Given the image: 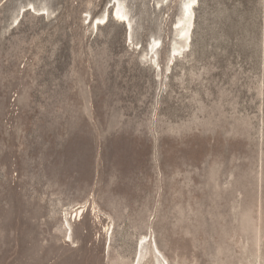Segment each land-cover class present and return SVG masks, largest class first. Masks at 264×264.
Instances as JSON below:
<instances>
[{"label":"rangeland","instance_id":"rangeland-1","mask_svg":"<svg viewBox=\"0 0 264 264\" xmlns=\"http://www.w3.org/2000/svg\"><path fill=\"white\" fill-rule=\"evenodd\" d=\"M188 1L0 0V264H264V0Z\"/></svg>","mask_w":264,"mask_h":264},{"label":"bare ground","instance_id":"bare-ground-1","mask_svg":"<svg viewBox=\"0 0 264 264\" xmlns=\"http://www.w3.org/2000/svg\"><path fill=\"white\" fill-rule=\"evenodd\" d=\"M195 3H196V0H189L188 2L183 4V8H182L183 19H181V22H179V24L182 27L181 32H180V36H181V39H183L185 43H187L190 40V31H191L192 26H193V16H194L192 7L194 6ZM114 10L115 11H114L113 17L116 16V18L119 21H124L127 19V15L124 11V8L120 4H117L115 6ZM98 23H96V24H98ZM127 26L129 28V30H131L129 21H127ZM151 51H154V47H152ZM174 53H179V52L174 50ZM79 209H81V208H79ZM67 226H68V230L71 232V227L68 223H67ZM142 241H144V240H142ZM154 249H155L154 251L157 252V254L159 255V252L156 250V247ZM145 257H146V254H145ZM141 259H144L143 256L141 257ZM155 264H160V261L158 260V258H155Z\"/></svg>","mask_w":264,"mask_h":264}]
</instances>
